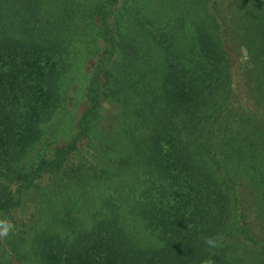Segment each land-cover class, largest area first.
Masks as SVG:
<instances>
[{
	"label": "trees",
	"instance_id": "1",
	"mask_svg": "<svg viewBox=\"0 0 264 264\" xmlns=\"http://www.w3.org/2000/svg\"><path fill=\"white\" fill-rule=\"evenodd\" d=\"M0 221V264H264V0H0Z\"/></svg>",
	"mask_w": 264,
	"mask_h": 264
},
{
	"label": "clouds",
	"instance_id": "2",
	"mask_svg": "<svg viewBox=\"0 0 264 264\" xmlns=\"http://www.w3.org/2000/svg\"><path fill=\"white\" fill-rule=\"evenodd\" d=\"M0 225L3 226L2 230H0V235H7L11 225L7 224L5 221H0Z\"/></svg>",
	"mask_w": 264,
	"mask_h": 264
},
{
	"label": "rangeland",
	"instance_id": "3",
	"mask_svg": "<svg viewBox=\"0 0 264 264\" xmlns=\"http://www.w3.org/2000/svg\"><path fill=\"white\" fill-rule=\"evenodd\" d=\"M245 55H246V54H245V52L243 51V57H245Z\"/></svg>",
	"mask_w": 264,
	"mask_h": 264
}]
</instances>
